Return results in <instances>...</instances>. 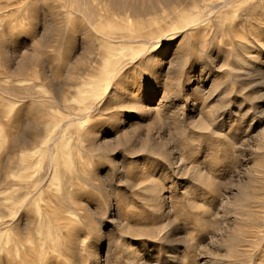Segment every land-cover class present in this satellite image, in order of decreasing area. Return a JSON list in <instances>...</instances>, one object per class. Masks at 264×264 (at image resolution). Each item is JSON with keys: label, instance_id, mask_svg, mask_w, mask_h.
Listing matches in <instances>:
<instances>
[{"label": "rangeland", "instance_id": "rangeland-1", "mask_svg": "<svg viewBox=\"0 0 264 264\" xmlns=\"http://www.w3.org/2000/svg\"><path fill=\"white\" fill-rule=\"evenodd\" d=\"M15 259L264 264V0H0Z\"/></svg>", "mask_w": 264, "mask_h": 264}, {"label": "bare ground", "instance_id": "bare-ground-1", "mask_svg": "<svg viewBox=\"0 0 264 264\" xmlns=\"http://www.w3.org/2000/svg\"><path fill=\"white\" fill-rule=\"evenodd\" d=\"M178 1V0H177ZM193 2H194V5H195V3L197 2V0L196 1H194V0H192ZM224 2L225 1H227V0H223ZM231 1V0H230ZM122 2H124V1H122ZM152 3V2H151ZM180 3H182V2H180ZM192 3V2H191ZM190 3V4H191ZM181 5V4H180ZM122 6H123V4H122ZM152 7V6H151ZM186 8V7H185ZM184 8V9H185ZM181 11H184L183 9L181 10ZM187 11V10H186ZM188 12V11H187ZM187 12H185V13H187ZM183 13V12H182ZM193 13H195V12H193ZM193 13H191L190 12V15L191 14H193ZM107 14V13H106ZM109 15H107L106 17H108V16H110L111 15V13H108ZM188 14V13H187ZM104 15H105V13H104ZM103 15V16H104ZM100 16V15H99ZM111 16H114V14L112 13V15ZM127 17V15H126V13L124 14V17ZM105 17V16H104ZM105 17V18H106ZM98 18V17H97ZM101 18V17H100ZM129 18V17H128ZM182 18H184L187 22H189V23H191V22H194V21H196L197 20V18H196V16H194V15H191V16H187V15H183L182 14ZM101 19H103V17L101 18ZM127 19V18H126ZM109 42L110 41H106V40H104V42H103V44H102V46H104V47H106V48H108V49H105L106 50V52L108 53V56H110V57H114V60L116 59L115 58V56H118V54L116 53V51H117V48H115L113 45H111V44H109ZM98 45H99V43H98ZM100 46V45H99ZM119 58V57H118ZM107 60V59H106ZM108 63V62H107ZM115 63H116V61H115ZM90 67L91 66H93L94 67V65H92V64H90L89 65ZM93 67H91V68H89V67H87V69H88V71L86 70V78L85 79H83V80H85L84 81V87L83 88H85L84 89V91L86 92V95H83L84 97H83V99L85 98V99H88V98H92V97H94L95 95H97V93H98V90L100 89V87H102L103 85H105V83H107V82H105V80L108 78V77H105V78H103V77H101L100 75L98 76V77H96V76H92L93 78H91V77H89L91 74H90V70H92V72H94L96 69L95 68H93ZM93 68V69H92ZM94 70V71H93ZM110 70H111V67L109 68H105V70H104V72L103 73H107L108 75L110 74ZM89 72V73H88ZM83 86V85H82ZM84 92V93H85ZM28 138H29V136H28ZM25 139V138H24ZM19 140V139H18ZM23 140V139H22ZM8 254V253H7ZM11 254V253H10ZM9 254L7 255V258L9 259ZM17 259H15V261H16ZM6 262V261H5ZM7 263V262H6ZM22 263V261H16V263H13V262H11V261H9L8 260V264H21Z\"/></svg>", "mask_w": 264, "mask_h": 264}]
</instances>
